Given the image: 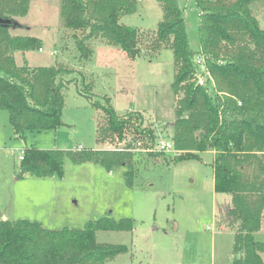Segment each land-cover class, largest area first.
Listing matches in <instances>:
<instances>
[{
  "label": "trees",
  "instance_id": "trees-1",
  "mask_svg": "<svg viewBox=\"0 0 264 264\" xmlns=\"http://www.w3.org/2000/svg\"><path fill=\"white\" fill-rule=\"evenodd\" d=\"M163 17L157 26L154 48L173 51L176 121L172 142L180 160L200 159L214 152V190L232 196L229 227L235 232L233 264H264V242L255 234L264 218V30L253 14L256 0H194L199 11L200 50L192 48L190 25L181 0H157ZM31 0H0V110L9 112L14 135L57 130L65 105L64 89L77 82L74 70L60 66H18L17 52L42 49L35 37L10 34L16 18L28 15ZM137 11V0H60L59 25L74 31L75 47L83 60L94 51L89 42L105 39L128 56L140 54L139 32L122 25L121 17ZM205 61L203 74L196 60ZM204 77L200 84L199 75ZM72 75V76H71ZM69 76L73 78H68ZM90 84L84 83L85 91ZM79 93L91 100V96ZM106 120L102 134L152 149L156 132L144 126L142 114L119 116L108 97L91 100ZM106 137V136H105ZM22 173L37 178L63 176L69 157L75 164L101 163L108 170L127 164L129 152L26 149ZM126 178L132 185L134 167ZM135 231L134 221L116 222L107 217L90 221L82 229L49 230L29 220L0 219V264H114L129 252L125 245L100 243L97 234Z\"/></svg>",
  "mask_w": 264,
  "mask_h": 264
},
{
  "label": "rangeland",
  "instance_id": "rangeland-1",
  "mask_svg": "<svg viewBox=\"0 0 264 264\" xmlns=\"http://www.w3.org/2000/svg\"><path fill=\"white\" fill-rule=\"evenodd\" d=\"M59 1L31 0L28 15L16 18L9 29L13 36L42 42L40 50L17 52L18 66L62 65L74 70L78 79L64 89L65 125L57 130L27 132L18 138L9 112L0 110V219L6 215L9 221L29 220L49 230L82 229L107 217L116 222L129 219L135 225L132 233L97 234L100 243L129 248L114 264H233L235 232L228 220L232 201L230 195L214 191L213 155L205 152L200 159L181 161L176 149L167 153L159 151L157 144L149 150L141 143L134 145L131 133L124 140L102 134L105 117L91 104L108 97L119 116L140 112L144 126L152 128L157 139L172 142L180 98L172 88L174 55L166 46H153L164 14L162 4L137 0V11L120 19L122 25L139 32L136 59L99 37L89 42L93 56L83 60L75 47L78 33L60 28ZM181 4L190 25V44L200 50L195 1L181 0ZM251 10L264 30V0H256ZM84 83L90 84L86 91ZM81 89L91 100L79 93ZM30 148L129 152L132 185L125 175L130 160L108 170L101 163L75 164L66 157L62 177L23 174L21 156ZM254 236L264 242V218Z\"/></svg>",
  "mask_w": 264,
  "mask_h": 264
},
{
  "label": "built area",
  "instance_id": "built-area-1",
  "mask_svg": "<svg viewBox=\"0 0 264 264\" xmlns=\"http://www.w3.org/2000/svg\"><path fill=\"white\" fill-rule=\"evenodd\" d=\"M196 63H197V65L200 66V69H201L202 73L204 74L206 72L204 59L199 58V59L196 60ZM199 81H200L201 85H204L205 80H204V77H203L202 74L199 75ZM139 145H140V143L138 144V146ZM157 148L159 149V151H163V152H167V153L174 152V150H175L173 142L166 141V140H163V139H158L157 140ZM23 157H24V155L22 154L21 160H23Z\"/></svg>",
  "mask_w": 264,
  "mask_h": 264
},
{
  "label": "crops",
  "instance_id": "crops-1",
  "mask_svg": "<svg viewBox=\"0 0 264 264\" xmlns=\"http://www.w3.org/2000/svg\"><path fill=\"white\" fill-rule=\"evenodd\" d=\"M66 49H68V48H66ZM210 154L213 155V159H214V158H215V153L211 151ZM213 173H214V172H213ZM214 191H215V190H214ZM230 197H231V201H232V196H230ZM231 208H232V206H231ZM231 208H230V209H231ZM2 219H3V220H8V217H7L6 215H2ZM234 237H235V236H234Z\"/></svg>",
  "mask_w": 264,
  "mask_h": 264
},
{
  "label": "water",
  "instance_id": "water-1",
  "mask_svg": "<svg viewBox=\"0 0 264 264\" xmlns=\"http://www.w3.org/2000/svg\"><path fill=\"white\" fill-rule=\"evenodd\" d=\"M1 24H6V25H10L11 21L10 20H0Z\"/></svg>",
  "mask_w": 264,
  "mask_h": 264
}]
</instances>
